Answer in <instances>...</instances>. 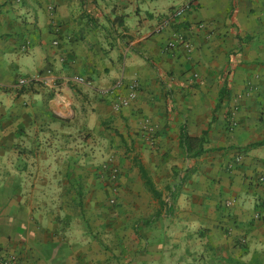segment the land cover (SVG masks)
I'll return each mask as SVG.
<instances>
[{"label":"crops","instance_id":"0c3cea01","mask_svg":"<svg viewBox=\"0 0 264 264\" xmlns=\"http://www.w3.org/2000/svg\"><path fill=\"white\" fill-rule=\"evenodd\" d=\"M7 254L264 264V0H0Z\"/></svg>","mask_w":264,"mask_h":264},{"label":"built area","instance_id":"2783aa9c","mask_svg":"<svg viewBox=\"0 0 264 264\" xmlns=\"http://www.w3.org/2000/svg\"><path fill=\"white\" fill-rule=\"evenodd\" d=\"M185 9H187V6L181 7L175 10L173 13H171L168 19H165V21L160 22L156 26L155 32H160L168 24V21L170 19L174 20V19L179 18ZM201 27L202 25H199V28ZM175 40L179 42L180 44H182L185 49L189 48L188 44H186L185 42H182L181 36H176ZM70 80L75 84L89 87V82L80 76L73 75ZM34 81H35V77L34 78L21 77L16 80L14 87L21 88V87H24V86H27L33 83ZM135 93H136V85L135 83H132L131 86L129 87L128 94L125 97L117 98L115 103H113V108L115 110H119L121 107L128 106V104L134 100ZM235 161H238V159H235ZM0 264H15L14 257L8 254L4 255L3 257L0 258Z\"/></svg>","mask_w":264,"mask_h":264},{"label":"trees","instance_id":"16d2710c","mask_svg":"<svg viewBox=\"0 0 264 264\" xmlns=\"http://www.w3.org/2000/svg\"><path fill=\"white\" fill-rule=\"evenodd\" d=\"M223 92V89L222 91H220V94ZM204 135V133H202V136ZM200 138H191V137H188L186 135V133L183 131V129H180V146H182L186 151L192 146V143L194 142H197L199 141ZM199 151L200 150H197L196 152H194V156L199 154ZM140 175L142 177V179L145 181V177H144V173L143 171L140 169Z\"/></svg>","mask_w":264,"mask_h":264},{"label":"rangeland","instance_id":"374dc122","mask_svg":"<svg viewBox=\"0 0 264 264\" xmlns=\"http://www.w3.org/2000/svg\"><path fill=\"white\" fill-rule=\"evenodd\" d=\"M162 21H165V20H162ZM162 21H161V22H162ZM169 22H170V21H168V23H169Z\"/></svg>","mask_w":264,"mask_h":264}]
</instances>
